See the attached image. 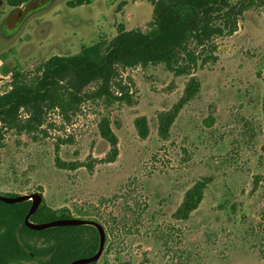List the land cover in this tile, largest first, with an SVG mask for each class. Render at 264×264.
Instances as JSON below:
<instances>
[{
  "label": "rangeland",
  "instance_id": "1",
  "mask_svg": "<svg viewBox=\"0 0 264 264\" xmlns=\"http://www.w3.org/2000/svg\"><path fill=\"white\" fill-rule=\"evenodd\" d=\"M6 1L0 92L15 71L109 40L119 25L145 31L152 19L151 0H31L19 9ZM213 44L216 60L198 61L190 75L164 64L120 70L115 82L127 99L84 101L69 121L50 110L42 131H4L0 193H39L49 208L101 224L106 239L95 264H264V2ZM191 78L198 88L173 115ZM172 115L163 136L161 122ZM103 118L118 141L112 162L98 131ZM198 182H205L202 200L183 220L177 209Z\"/></svg>",
  "mask_w": 264,
  "mask_h": 264
},
{
  "label": "trees",
  "instance_id": "2",
  "mask_svg": "<svg viewBox=\"0 0 264 264\" xmlns=\"http://www.w3.org/2000/svg\"><path fill=\"white\" fill-rule=\"evenodd\" d=\"M28 1L6 2L10 7H19ZM256 1L264 2L242 0L232 5L229 0H151L152 19L147 30H127L119 25L109 40H99L76 54L52 55L32 72L11 73L9 89L0 92V148L4 131L32 133L41 130L50 110H57L69 121V115L75 114L84 101L103 99L110 104L127 99L124 86L115 82L120 70L164 64L176 75H190L198 61L201 65L215 61L213 38L235 32L238 19ZM198 48L202 50L197 52ZM91 84H96V87L87 90ZM114 85L119 90H114ZM197 88L198 82L191 78L173 115L191 99ZM173 115L162 120L161 135H166ZM135 125L139 134L145 137L144 122L138 119ZM98 131L110 145L105 160L112 162L118 154V141L107 118L100 121ZM204 187L205 182H198L187 190L177 209L179 218L187 219L189 213L198 207ZM30 205L29 200L14 204L0 201V264L34 258H41L44 264H67L80 251L87 256L94 254L98 234L93 226L31 230L24 225ZM69 217L65 209L53 210L41 202L30 221L48 222ZM40 238L45 241L43 246L37 247L36 241Z\"/></svg>",
  "mask_w": 264,
  "mask_h": 264
},
{
  "label": "water",
  "instance_id": "3",
  "mask_svg": "<svg viewBox=\"0 0 264 264\" xmlns=\"http://www.w3.org/2000/svg\"><path fill=\"white\" fill-rule=\"evenodd\" d=\"M28 200L31 202V205L27 214L24 217V225L31 230L41 231L52 227L78 226V225H90L97 230L98 247L96 252L91 256L78 258L70 261L67 264H91V263H95L100 258L104 250L106 234L103 226L98 222L94 220L69 217V218H57L43 223H34L30 221V216L35 212V210L42 202V196L39 193H31V194H23V195H15V196H8L0 193V201H3L5 203L14 204V203L25 202Z\"/></svg>",
  "mask_w": 264,
  "mask_h": 264
},
{
  "label": "flooded vegetation",
  "instance_id": "4",
  "mask_svg": "<svg viewBox=\"0 0 264 264\" xmlns=\"http://www.w3.org/2000/svg\"><path fill=\"white\" fill-rule=\"evenodd\" d=\"M31 0H29L27 3H29ZM24 4V3H23ZM23 4H21L19 7H15V8H17V9H19V8H21V7H23L24 5ZM68 214V213H67ZM69 215V214H68ZM86 220H91V219H86ZM97 231V230H96ZM45 241L43 238H40V239H37V241ZM37 247H39V246H37ZM97 247H98V245H97ZM96 250H97V248H96ZM96 250H95V252H96ZM94 252V253H95ZM93 255V254H92ZM35 259V258H34ZM24 260V259H23ZM22 260V261H23ZM35 260H38V261H40L42 264H44V262H43V260L41 259V258H38V259H35ZM14 263V262H13ZM12 263V264H13Z\"/></svg>",
  "mask_w": 264,
  "mask_h": 264
}]
</instances>
